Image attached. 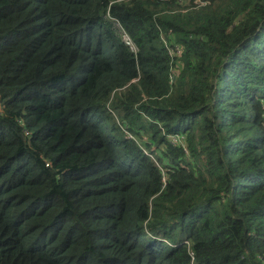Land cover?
Here are the masks:
<instances>
[{
    "label": "trees",
    "instance_id": "trees-1",
    "mask_svg": "<svg viewBox=\"0 0 264 264\" xmlns=\"http://www.w3.org/2000/svg\"><path fill=\"white\" fill-rule=\"evenodd\" d=\"M183 9L0 0V264H264V0Z\"/></svg>",
    "mask_w": 264,
    "mask_h": 264
},
{
    "label": "built area",
    "instance_id": "built-area-1",
    "mask_svg": "<svg viewBox=\"0 0 264 264\" xmlns=\"http://www.w3.org/2000/svg\"><path fill=\"white\" fill-rule=\"evenodd\" d=\"M178 4L181 5L183 10L185 11L186 8H191V7H201V6H206L209 4V0H176ZM116 27L120 30L121 36L123 41L131 48L132 51H136L137 47L135 46L134 42L130 38V36L125 32V30L121 27L119 22L115 23ZM178 49V48H176ZM175 52L174 49L170 48V53L173 55Z\"/></svg>",
    "mask_w": 264,
    "mask_h": 264
}]
</instances>
